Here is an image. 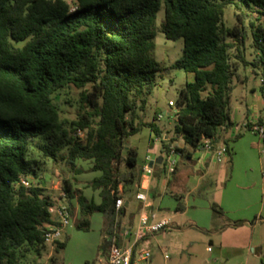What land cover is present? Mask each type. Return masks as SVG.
Masks as SVG:
<instances>
[{
	"label": "trees",
	"instance_id": "trees-1",
	"mask_svg": "<svg viewBox=\"0 0 264 264\" xmlns=\"http://www.w3.org/2000/svg\"><path fill=\"white\" fill-rule=\"evenodd\" d=\"M227 6L232 26L223 21ZM157 29L168 40L182 39L172 67L192 74L179 89L168 139L141 116L159 70ZM239 62L262 73L264 88V0H0V264H25L27 253L45 248V226L56 224L49 207L60 202L71 216L72 199L78 228L87 230L92 214L101 213L99 250L106 253L120 227L119 186H138L141 174L128 136L150 127L163 153L177 137L191 148L202 138L214 143L219 129L232 125ZM72 87L78 94L69 118L55 97ZM47 160L73 174L82 172L78 161L90 162L98 175L88 186L100 202L63 178L67 202L56 203L38 175ZM23 177L29 185L19 182ZM210 209L223 214L214 202ZM52 243L62 249L65 240Z\"/></svg>",
	"mask_w": 264,
	"mask_h": 264
},
{
	"label": "crops",
	"instance_id": "crops-1",
	"mask_svg": "<svg viewBox=\"0 0 264 264\" xmlns=\"http://www.w3.org/2000/svg\"><path fill=\"white\" fill-rule=\"evenodd\" d=\"M190 75L192 78L191 73ZM261 109V103L257 98L251 100L250 105L246 107L245 120L257 116ZM169 112V110H165L162 114ZM230 120L232 125L228 128L221 127L217 139L214 143L212 142L214 146L224 145L227 147L228 155L226 158L218 162L212 151L205 150L201 144L205 138L200 140L197 147L191 148L183 143L181 137H177L171 145H176L181 151H177L176 166L171 174H167L165 169L161 167L166 153L162 152L156 156L155 159L162 158L160 163H155V159L145 163L149 157L143 146V141L150 138V132H142L145 131L143 128L146 127H143L141 132L138 131L128 136V146L136 151V164H138V159L140 162L137 169L141 170V174L137 189L131 191L129 196L126 193L128 192L127 186L123 187L121 184L119 186L121 199L119 207L121 210L120 232L125 228L134 229L138 218L135 221L132 214L128 215L127 208L130 204L129 201L135 197L136 193L143 192L144 201L135 198L138 215L143 211L153 212L157 220L162 218L170 220L169 225L164 230L152 235L154 238L165 235V231L181 230L184 227V225H179L167 217L161 208L165 202L171 205L170 207H176L179 204L181 209L175 208V212L181 216H190L187 227L206 230L210 235L207 238L209 245L207 249L211 254L209 258L216 261L222 258L223 250L227 246H243L250 249L253 256L260 258L264 249V157L260 152L261 146L256 135L245 128L242 123H235L231 117ZM162 135L163 132H160L161 137ZM157 138L160 139L159 136ZM163 138L168 139L169 137L164 135ZM149 162H152L150 166ZM94 173V176L98 175V172ZM161 177L164 178V181L161 180ZM206 189L205 200L203 197L199 199L197 196L200 193L197 191ZM94 192L96 194L89 198L99 203L98 190ZM83 194L86 196L85 193ZM155 196L159 198V204L156 208L154 207ZM166 197L170 198L167 200ZM171 197L175 198V200L173 199L174 204L171 202ZM192 198L194 200L190 203ZM209 202L216 203L223 214H212L209 217L205 209L203 215H199L196 209H189V206L194 203H201L204 208L209 207ZM74 204L77 216L78 205L75 199ZM208 218L210 219L208 220ZM230 220H242L244 222L241 225L232 226L229 223ZM149 237L146 236L136 242L133 236L125 239L120 237V243L126 246L133 244L135 251L149 250L150 257L146 264H155L157 254L164 259L162 264H178L177 262L181 260V250L190 244L187 241L188 244L185 246L176 242H170L163 246L157 243V247L151 248L148 245L142 246L143 243H147ZM174 238L176 236H173ZM167 250L170 252L168 253ZM105 254L99 250L97 258ZM201 264H208V261L203 258Z\"/></svg>",
	"mask_w": 264,
	"mask_h": 264
},
{
	"label": "rangeland",
	"instance_id": "rangeland-1",
	"mask_svg": "<svg viewBox=\"0 0 264 264\" xmlns=\"http://www.w3.org/2000/svg\"><path fill=\"white\" fill-rule=\"evenodd\" d=\"M163 17V9L160 8L156 15V23L159 28L160 22ZM223 21L227 26H232L235 17L233 15V9L231 6L225 8V13ZM249 40H246L245 56L248 61L252 59L251 49L247 46ZM154 58L159 65V70L155 75V86L153 87L151 93L147 98V103L141 116L144 121L151 123L152 127H155L157 131L163 132L164 135L168 137H174V125L175 116L172 110L175 109V102L178 97L179 89L186 83L192 80L190 73L185 72L180 68L172 67V64L181 55V49L183 46L182 39L178 38L175 40H168L164 37L159 29L155 32L154 38ZM262 73L254 69L250 64L238 63L236 74L232 78L233 89L230 94V111L229 116L235 123H243L245 121L244 115L246 113V107L251 103V100L257 98L261 103L262 109L264 110V88H262V83L260 78H262ZM78 90L75 88H70L65 91V94L58 95L55 97L56 101H59L61 107L65 110L64 116L73 118L74 116V106L75 100L77 98ZM68 99L71 103L65 102ZM172 101L173 106H169L168 102ZM169 110L168 114H162L163 111ZM156 113L160 114V118H156ZM250 118V117H249ZM139 132H150V138L144 140V148L148 154L149 159H146L147 164L149 160H154L156 156L162 154L161 140L157 138L158 136L150 127L143 128ZM164 139V138H163ZM177 139V138H176ZM175 139V140H176ZM153 141V142H152ZM136 168L140 165L139 159L137 161ZM78 167L81 168L82 172L79 174H73L69 172L66 166L61 162H52L47 160L46 163L41 166L38 171L39 179L46 188L48 194H50L56 203L58 200L64 199L65 192L62 190V179H68L73 189L79 190L85 193L89 198L91 195H95L96 192L92 191L88 183L94 176V172L90 170V162L88 161H78ZM161 167L166 168L164 159L161 163ZM121 168H123L121 166ZM164 181V178L161 177ZM137 185L127 186V196L131 191H135ZM206 190L197 191L199 199L205 200ZM163 193V192H161ZM169 195V194H168ZM170 198V197H169ZM166 197V199H169ZM172 198V197H171ZM175 198L171 199L173 203ZM194 199H191V202ZM64 203L66 204V202ZM73 213L69 220V223L62 228L60 239L65 240V245L62 249H56L55 244L47 243L45 248L41 249L39 252H29L25 255V264H93L97 259L99 253V245L102 240L101 228H102V215L99 212H95L90 217V224L87 230L76 227V208L74 207V199L71 201ZM169 202V201H167ZM129 207L127 208V214L134 217V220L138 218V206L135 197L129 201ZM210 203V202H209ZM77 204V203H76ZM159 204L158 196L154 197V207L156 208ZM174 204V203H173ZM163 212L172 221H176L179 225H184L181 230L165 231V235L154 238L150 236L147 243L143 245H148L151 247H157V243L161 246L166 245L170 242L182 243L187 245V241L190 242L188 246H185L181 250V260L177 262L178 264H201L203 258L208 261V264H264V249L260 258L253 256L250 249H246L243 246H227L223 250V257L220 259L212 260L209 258L211 256L207 247V238L210 236L206 230L187 227L188 219L190 216H181L178 212H175V206L170 207L168 203H164ZM193 205V206H192ZM190 210L196 209L198 214H204L206 211L209 217L213 214L209 207H205L201 203H194L189 206ZM205 209V211H204ZM78 215L76 216V218ZM210 218H208L209 220ZM231 221V220H230ZM235 221V220H232ZM231 223V222H229ZM182 227V226H181ZM209 229V228H208ZM158 235V234H157ZM173 236L176 238L173 239ZM168 253L170 250H167ZM178 251V250H177ZM158 252V251H157ZM173 258V255H171ZM163 258L161 255L156 256L155 264H162ZM173 260V259H172Z\"/></svg>",
	"mask_w": 264,
	"mask_h": 264
},
{
	"label": "built area",
	"instance_id": "built-area-1",
	"mask_svg": "<svg viewBox=\"0 0 264 264\" xmlns=\"http://www.w3.org/2000/svg\"><path fill=\"white\" fill-rule=\"evenodd\" d=\"M68 3H73L74 0H66ZM262 82V78H260ZM169 106H173L172 101L168 102ZM174 112V111H173ZM160 115H158V118ZM242 125L253 132L259 140L261 149L260 152L264 157V110L257 116L251 117L245 120ZM205 150L212 151L215 159L220 162L228 155L227 147L224 145L214 146L210 139L205 138L201 143ZM176 154L177 150L173 145L168 147L165 154V171L167 174H171L176 166ZM23 185H29L28 177L21 178L19 181ZM135 198L141 201L145 200L143 192H137ZM121 205V199L118 197L115 200V207L119 208ZM49 211L55 217L56 224L45 226V242L52 243L55 240L60 239L62 228L69 223L71 218L66 207L58 202L56 205L49 207ZM170 220L168 218H162L157 220L155 213L143 211L138 215L137 223L133 230L123 229L120 232V227L117 231L116 242L112 243L108 248V251L104 256H101L95 260L93 264H146L150 251L145 249L142 251H135L134 245H124L120 243V237L122 239L133 236L134 241H138L146 236H152L156 233L164 230L169 225Z\"/></svg>",
	"mask_w": 264,
	"mask_h": 264
},
{
	"label": "water",
	"instance_id": "water-1",
	"mask_svg": "<svg viewBox=\"0 0 264 264\" xmlns=\"http://www.w3.org/2000/svg\"><path fill=\"white\" fill-rule=\"evenodd\" d=\"M125 148H127V147H125ZM161 159H162V158L159 157V158L155 159L154 162H155V163H160V162H161ZM151 164H152V162H149V166H150Z\"/></svg>",
	"mask_w": 264,
	"mask_h": 264
}]
</instances>
